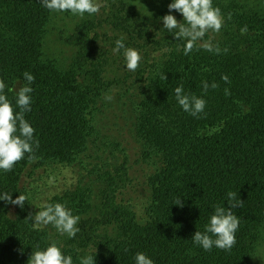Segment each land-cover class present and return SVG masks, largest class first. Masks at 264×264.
<instances>
[{"label":"trees","instance_id":"trees-1","mask_svg":"<svg viewBox=\"0 0 264 264\" xmlns=\"http://www.w3.org/2000/svg\"><path fill=\"white\" fill-rule=\"evenodd\" d=\"M213 5L224 19L211 40L221 52L198 47L184 55V42L167 37L164 56L152 59L147 75L140 70L138 83L129 87L135 90L132 98L109 102L113 117L102 124L96 107L109 87L102 74L91 82L93 89L78 70L80 60L65 67L45 56L46 29L55 12L42 0H0V78L15 107L16 92L26 83L23 73L34 75L25 118L39 140L34 161L26 154L11 171L0 170V197H27L23 207L0 200V264H28L34 250L52 242L73 264L88 255L96 264H136L138 252L154 264H253L264 240V0H213ZM213 82L219 87L212 88ZM180 85L184 94L205 99L199 117L178 104ZM123 136L135 142V154ZM77 163L94 195L80 181L37 203L42 192L24 183L28 168ZM229 191L243 200L232 209L240 220L237 242L229 251L215 246L206 251L192 237L205 230L216 205L228 207ZM178 198L183 207L174 204ZM48 203H62L80 217L74 238L51 224L33 229L34 220L26 218Z\"/></svg>","mask_w":264,"mask_h":264},{"label":"clouds","instance_id":"clouds-1","mask_svg":"<svg viewBox=\"0 0 264 264\" xmlns=\"http://www.w3.org/2000/svg\"><path fill=\"white\" fill-rule=\"evenodd\" d=\"M42 5L51 12H67L70 11L73 15L83 17L85 14H98L101 4L98 0H42ZM169 14L163 16V28L168 32L173 33L177 41H183L184 55H188L194 49L203 47L209 52L219 54L221 48L219 45H213L210 41H204L198 45V41H202L205 35L209 32L219 33L224 19L221 9L213 5V0H173L168 5ZM176 10L183 15V22L179 21L172 13ZM231 18V14H229ZM242 33L247 31V28L241 30ZM126 37L121 36L115 41L114 52H120L123 49L126 69L136 71L139 67L142 56L139 51L132 47H126L124 40ZM181 45L177 46L179 50ZM227 52V49H223ZM26 83L21 86L16 92L15 110L14 105L5 94L7 85L0 78V170L9 172L15 164L28 154L29 162L36 159L35 149L39 147V140L34 138V127L25 118V113L31 111L33 92L32 83L35 77L30 72L23 73ZM167 79V76L163 77ZM225 82H228L227 75L222 76ZM212 88H217L219 85L215 82L211 84ZM209 88L207 81L203 82V90L206 93ZM225 94L229 95L228 89H225ZM175 96L178 104L185 112H188L194 117H199L206 106V101L202 97L195 95L184 94L183 85L175 88ZM104 99L111 102L114 97L109 90L108 94L104 95ZM0 200L8 201L11 204L20 205L23 207L27 197L20 194L15 199L11 194L5 193ZM228 207L216 205L214 214L211 215L209 223L205 226L202 232L197 230L192 240L195 245L201 246L204 250L210 251L214 246L218 249L229 251L236 244V232L239 229L240 220L232 209L243 206V200L237 199L235 192L227 193ZM174 204L183 207V203L178 198ZM27 220H34L32 223L34 230H40L42 226L51 224L61 235H67L69 238H74L80 231L77 227L80 217L73 215L72 211L62 203H48L39 208V211L33 216L31 213ZM136 264H154V261L144 252H138L135 256ZM28 264H73V257L65 255L62 248L52 242L46 249L40 250L37 248L29 257ZM80 264H96L95 257L88 255L80 258Z\"/></svg>","mask_w":264,"mask_h":264},{"label":"rangeland","instance_id":"rangeland-1","mask_svg":"<svg viewBox=\"0 0 264 264\" xmlns=\"http://www.w3.org/2000/svg\"><path fill=\"white\" fill-rule=\"evenodd\" d=\"M98 2L102 6L99 13L94 15L85 14L80 17L70 11L55 12L47 25L44 53L65 67L71 66L75 60H80L81 68L78 70L85 76L86 84L91 85L96 75L102 74L109 86L99 96L96 107L100 110L99 115L103 124L113 117L112 106L104 99V95L111 90L114 97L111 104L132 98L130 95L135 93V90L129 87L138 83L135 77L138 74L140 76V70H144L142 72L147 75L148 64L153 58L159 59L164 56L168 44L166 38L170 37L174 44L181 41H177L173 33L163 28L161 19L169 14L168 5L173 0H98ZM171 14L183 22L182 13L172 10ZM208 34L212 35V38L207 36ZM215 35V32H209L200 42H211ZM121 36L126 37L124 40L126 47L137 49L142 56L139 67L134 72L126 69L123 49L120 52L113 51L115 41ZM156 39L162 43L159 45ZM91 86L94 89V86ZM118 95L124 99L117 100ZM123 138L129 152L135 154V142L133 140L129 142L127 136ZM115 148L114 146L113 149ZM82 167L79 164L55 165L34 172L28 168L23 177L24 183L29 189L36 186L42 192L38 200L36 197L37 203L45 202L52 194L65 188H75L80 181L85 188L84 191L89 187L94 195V185L89 184L91 179ZM85 182L89 185L83 184ZM253 264H264V240L257 250Z\"/></svg>","mask_w":264,"mask_h":264}]
</instances>
